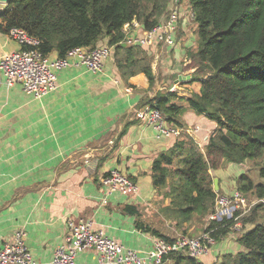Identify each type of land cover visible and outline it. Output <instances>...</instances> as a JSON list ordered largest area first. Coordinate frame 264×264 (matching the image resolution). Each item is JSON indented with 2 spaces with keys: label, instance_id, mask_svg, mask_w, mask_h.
Returning <instances> with one entry per match:
<instances>
[{
  "label": "crops",
  "instance_id": "crops-1",
  "mask_svg": "<svg viewBox=\"0 0 264 264\" xmlns=\"http://www.w3.org/2000/svg\"><path fill=\"white\" fill-rule=\"evenodd\" d=\"M190 1L171 0L169 5V11L176 8L181 13L174 46L128 44V40L145 38L147 31L140 23L127 28L123 47H135V60L140 63L148 59L156 73L153 87L145 73L123 77L113 47L103 73L71 65L58 73L57 90L42 99L26 94L20 84L8 87L0 72V249L24 231L38 264H51L70 220H91L96 230L142 256L154 247L156 238L144 227L169 238L181 236L174 221L161 212L171 199L154 187L153 165L162 153L186 139H193L203 153L217 125L188 109L181 122L190 133H182L185 137L178 140L160 137L137 119V112L172 88L179 96L201 94V85L193 81L197 72L190 58L198 52L199 43ZM97 46H109V38L103 37ZM20 49L0 28V59ZM119 53L124 60L126 54ZM51 57L59 58L57 53ZM247 169L245 164L228 163L210 170L214 191L217 180L219 196L232 194ZM113 170L132 178L137 193H110L101 180ZM246 226L218 241L200 262L221 264L227 254L243 252L241 234L253 225ZM166 263L173 264L172 260ZM76 264H98V253L82 252Z\"/></svg>",
  "mask_w": 264,
  "mask_h": 264
},
{
  "label": "trees",
  "instance_id": "trees-1",
  "mask_svg": "<svg viewBox=\"0 0 264 264\" xmlns=\"http://www.w3.org/2000/svg\"><path fill=\"white\" fill-rule=\"evenodd\" d=\"M171 0H11L0 11V28H22L41 41V51L58 57L76 48H96L103 38L115 49L117 67L123 77L145 73L150 87L156 73L147 58L135 60L136 48H124V27L140 23L152 31L169 16ZM198 30L197 53L190 54L196 67L193 81L201 85L200 95L179 96L160 92L142 108L161 111L167 123L183 127L181 116L191 110L217 125L203 153L193 139H186L162 153L153 165L156 189L171 199L161 212L177 227L195 216L207 224L204 232L218 242L241 222L253 227L241 234L244 251L227 254L221 264H264V203L254 207L250 218L209 220L215 212L218 194L210 170L228 163L243 165L263 160L260 183L248 174L237 180V190L264 200V0H191ZM119 51L126 55L120 59ZM140 63L136 68L135 66ZM135 67V69H131ZM130 70V71H129ZM185 137L182 135L181 140ZM240 214L237 212L236 215ZM156 238L157 230L144 227ZM173 264H203L200 259L174 254L164 258Z\"/></svg>",
  "mask_w": 264,
  "mask_h": 264
},
{
  "label": "built area",
  "instance_id": "built-area-1",
  "mask_svg": "<svg viewBox=\"0 0 264 264\" xmlns=\"http://www.w3.org/2000/svg\"><path fill=\"white\" fill-rule=\"evenodd\" d=\"M180 19V10L172 8L168 18L152 31H147L145 38L128 40L127 43L131 45L158 43L174 46ZM137 23L126 25L124 32L127 34V28ZM7 34L20 45L21 49L5 54L0 59V72L5 84L10 88L20 84L26 94L36 99H42L56 91L58 73L71 65H82L93 73H103L105 63L113 53V48L110 46H98L93 49L80 47L69 51L65 57L52 58L41 51V41L30 36L26 30L15 27ZM175 90L176 88H172L170 92ZM126 92H131V89H127ZM137 117L139 121L152 126L160 137L177 139L181 138L184 132L190 133V130L183 127L169 125L166 116L151 106L141 108L137 112ZM101 183L110 193L131 196L138 191L132 178L119 170L109 172ZM102 203L106 205L107 199ZM259 203H264V200L257 199L256 202L250 203L247 195L235 190L230 195L218 196L216 209L210 220L222 222L228 218L238 221L246 217ZM237 212L240 214L236 215ZM241 228V222H238L233 230ZM210 233L205 232L197 237L184 235L171 239L155 238L154 247L142 256L139 252L127 249L125 245L108 237L103 231L96 230L93 221L70 220L65 241L56 249L51 264H76L78 254L89 250L98 253V264H165L164 258L174 254L202 259L217 243ZM25 237L24 231H18L12 241L3 245L0 249V264H38L27 247Z\"/></svg>",
  "mask_w": 264,
  "mask_h": 264
},
{
  "label": "rangeland",
  "instance_id": "rangeland-1",
  "mask_svg": "<svg viewBox=\"0 0 264 264\" xmlns=\"http://www.w3.org/2000/svg\"><path fill=\"white\" fill-rule=\"evenodd\" d=\"M0 7H5V5L0 4ZM168 18V17H167ZM246 167H248V174L250 175V177L252 176V179L255 183H260L262 180L260 178V174H259V168L262 166L263 164V160H257V161H248L247 163H244ZM243 164V165H244ZM244 171V169H243ZM249 196V202L250 203H254L257 200L256 195L254 194H248ZM166 198V197H165ZM170 199V198H168ZM164 205V203L162 202L159 209ZM260 204H256V206H258ZM255 206V207H256ZM254 208L246 215V218H250L253 213ZM160 211V210H159ZM256 216L262 219L264 218V213L263 212H258V214H256ZM210 220V218L208 219V221ZM242 227L244 224H242ZM248 225V224H247ZM177 227V226H176ZM204 227L205 224L198 218V217H194L190 222H186L184 223V225H181L180 227H177L178 230L180 231V235L181 236H189V237H197L200 234H202V232H204ZM247 227V226H246ZM169 264V263H166Z\"/></svg>",
  "mask_w": 264,
  "mask_h": 264
},
{
  "label": "water",
  "instance_id": "water-1",
  "mask_svg": "<svg viewBox=\"0 0 264 264\" xmlns=\"http://www.w3.org/2000/svg\"><path fill=\"white\" fill-rule=\"evenodd\" d=\"M10 2H11V0H0V4L5 5V6H7ZM215 186H216L215 191H218V181L217 180L215 182Z\"/></svg>",
  "mask_w": 264,
  "mask_h": 264
}]
</instances>
